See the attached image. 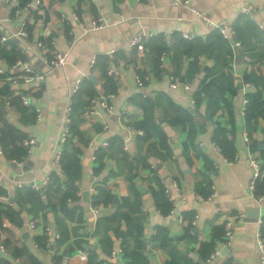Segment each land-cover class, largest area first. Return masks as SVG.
Masks as SVG:
<instances>
[{"label": "crops", "instance_id": "obj_1", "mask_svg": "<svg viewBox=\"0 0 264 264\" xmlns=\"http://www.w3.org/2000/svg\"><path fill=\"white\" fill-rule=\"evenodd\" d=\"M190 6L207 11L214 23L228 25L224 37L230 43L224 54L228 61L216 64L218 49L195 57L174 47L178 35L205 40L215 29L197 18ZM27 15V35L18 38L30 46L35 62L17 39L0 40L4 71L0 74V180L1 193L8 194L10 202L0 201V209L7 206V214L0 216V225L7 223L0 227L7 246L6 252L0 251V264H18L17 257L23 264H169L171 260L208 264V253L223 238L224 219L233 215L240 219L234 220L228 256L224 251L211 264H261L256 229L258 218L264 220V194L257 192L264 189L249 188L252 168L246 160L247 120L241 107L256 91L264 98V0H190L189 6L170 0H43L36 11L0 0V39L17 33ZM99 18L104 25L94 27ZM140 34L141 50L130 44ZM163 44L171 48L170 73L155 68ZM58 51H67L66 63L43 71L41 81L29 85L21 78H5L24 72V64L15 66L18 58L42 71V59ZM109 69L112 76L106 75ZM137 74L148 78L138 84ZM169 75L177 81L174 88ZM211 77L215 84L203 97L199 91ZM78 78H83L82 86L70 96L71 84ZM222 82L225 86L231 82V88L227 85L217 107L210 109L208 97ZM20 91L29 92L41 108L39 121L21 103ZM98 93L112 94L107 102L113 111L100 100L90 102ZM72 98L78 110L86 107L80 113L78 134L67 145L75 154L74 187L67 188L69 175L61 164L67 143H60L58 134ZM89 108L96 113L90 116ZM180 110L189 111L190 119L178 120ZM250 124V149L264 162V116L251 117ZM126 125L144 134L129 136ZM11 128L15 131L10 133ZM216 131L221 152L213 147ZM20 135L35 137L23 170L14 162ZM235 154L236 161L225 162V157ZM54 176L58 185H50ZM20 177L46 184V189L36 191L30 182L17 188L14 179ZM157 178L176 180L188 194L179 202L173 191L172 214L156 202ZM29 189L38 192L40 200L28 195ZM213 190L212 199L197 200L191 194L197 191L207 197ZM89 203L97 211H91ZM127 221H136L142 229V249L125 237ZM158 228L166 230L165 245L156 238ZM80 248L86 259L78 256ZM132 250L140 253L139 261L129 255Z\"/></svg>", "mask_w": 264, "mask_h": 264}, {"label": "built area", "instance_id": "obj_2", "mask_svg": "<svg viewBox=\"0 0 264 264\" xmlns=\"http://www.w3.org/2000/svg\"><path fill=\"white\" fill-rule=\"evenodd\" d=\"M6 1L13 6H18L21 9L30 10V11H36V10L40 9L43 5V0H28L23 5H19L17 0H6ZM170 2L172 4H175V5H188V6L190 5V0H170ZM190 8L192 9V11L194 12V14L197 18L202 19L205 23H207L209 25H213L216 29L219 30V32L224 37H227L226 30H227L228 25H224L222 23H220V24L214 23L210 19L207 11H204L201 9H196L192 6H190ZM28 20H29L28 15L25 16L24 18H22L19 22L20 24H19V29H18L17 33L10 34L7 36L3 35V36H1L0 40L5 41L6 39L11 38L12 36H14V37L16 36V38L26 36L27 35L26 26L28 24ZM103 25H104V22L101 18L97 19L96 21H93L94 27H101ZM149 36H153V35L150 34ZM183 36L186 39H192L193 38L192 35H187L186 33H184ZM130 44L132 46L137 47V49H139V50L143 49V47H144L143 35L140 34V35L133 37L132 40L130 41ZM235 44H237V43H235ZM41 45H42L41 42H38L37 46L40 47ZM25 49H30V46L25 44ZM169 51L170 50H164L161 52V54L159 56V62L157 64L158 69H160L162 71H166L167 73H170L169 72V62H168V55L170 54ZM66 58H67V51H58L54 55H52L50 57H46L45 59H42V61H43L44 65H46L48 67V69H52L56 66H60V65L65 64ZM94 60H95V58H93L91 62L93 63ZM20 64H24V72L22 74L8 75L5 78L10 80V81H16L17 79L21 78L26 83H28L29 85L33 81H41L43 79L45 72L33 68L30 65V63H28L27 60H24L22 58H18L15 61V66L20 65ZM0 74H4V71L1 68H0ZM107 74L111 75L112 69L107 70ZM169 76H170V86L173 88L176 87L177 81H175V77L172 75H169ZM147 78L148 77L146 75L143 77V76H140L137 74L135 76V81L138 84H142L143 79H147ZM82 83H83V78H78L75 81H73V83L71 84V87H70V96H72L73 94H75L76 92H78L80 90ZM204 94H205L204 92H201V95H204ZM111 95L112 94L98 93L96 96L90 98V102L100 100L101 105L104 108H106L108 111L111 112V111H113V109H112L113 107H112V105H110L107 102L108 98ZM18 96H19V99L21 100V103L23 104V106L32 112L34 120L39 121L40 116H41V108L34 103L33 98L31 97V94L29 92L20 91L18 93ZM248 102H249L248 98H245L243 101L242 107H241V114L244 118H245L246 113H247ZM9 103H10V99L7 98L6 104H9ZM70 111H71V102L68 103V106L66 107V113L61 118V125L59 128V134H58V141L60 143H66V141L69 139V137L71 135ZM87 113L90 116H92L96 113V111L89 108ZM125 127L127 129L129 136H133L136 134H144L141 129H134L131 127V125H126ZM243 138H244V141L246 142L247 147H248L246 160L252 168V175H251V179H250V183H249V188L253 192L257 182H261V181L264 182V162H262L259 158L254 156V154L252 153L250 146H249L250 136L248 134L247 129H244V131H243ZM20 144L23 148L26 149L27 155H24V156L20 157L19 159H15L14 162L16 163L19 170H23L25 159L28 156V154L30 153L31 147L35 144V137L30 136V135L26 136L25 138H23L21 140ZM89 145L91 147H93L94 150L97 149V145L93 141H91L89 143ZM213 147L216 151L221 152V147L219 146V144L215 140L213 141ZM58 157H59V154H58ZM237 158H238V156L235 154L231 158L225 157L224 160L226 163L230 164V163L236 161ZM215 166L217 167L218 165L215 163ZM19 175H21V174H19ZM14 181L16 182L17 188H22V187H24V185L26 183L30 182V184H29L30 187L36 191H43L46 189V187H45L46 184L45 185H37L34 180L28 181L27 179L24 180L22 177H20L19 179H14ZM48 182H49V180H48ZM162 182L164 184V195L167 198V200L169 202H171V204H172L170 211H169V213L172 214L173 206L175 205V201L173 199V191L176 192L177 200L179 202H184L187 199L188 194L183 192L180 189L178 183L174 179L169 181V182L162 180ZM1 188H2V182L0 180V189ZM191 194L197 200H204V199H212L215 196V191L213 190V192L207 197H204L203 195H201L197 191H192ZM261 199H262L261 196L256 198L257 201H261ZM0 201H3L6 205L9 204L10 203L9 202V195L6 193H0ZM88 208L91 211H97V208L93 203H89ZM179 219L182 220L181 215H179ZM235 219H240V217L237 215H233V216H227L224 219V222H223V238H222L221 242L219 243V245H217L216 247H214L211 250V252L207 256V258L205 259L206 263H208V264L213 263V261H215L218 257H220L222 252H224V251H227V254L225 256H228V251H229L231 244H232L233 225H234ZM195 222H196V215H194L193 219L191 220V223L193 225L195 224ZM261 224H262V220L260 218H258V227L256 229V244H257V248L260 252V263L264 264V237L261 234V229H260ZM6 225H7V223L4 220V221H2L0 227L4 228ZM30 225H31V227H33L34 221H30ZM0 251L1 252L7 251V246H6L5 241H3L2 233H0ZM77 254L80 257V259H86L87 258V253L84 249H81V248L77 249ZM110 254L115 256V255H117V251L111 250ZM16 261L18 264H23L20 257H17Z\"/></svg>", "mask_w": 264, "mask_h": 264}, {"label": "trees", "instance_id": "obj_3", "mask_svg": "<svg viewBox=\"0 0 264 264\" xmlns=\"http://www.w3.org/2000/svg\"><path fill=\"white\" fill-rule=\"evenodd\" d=\"M26 1H28V0H23V1L20 0V3L23 4ZM161 41L163 42L162 38H161ZM229 44H228L227 39H225L224 36L219 32V30L215 28L214 31H212L206 37L205 40L201 39L200 37H193L192 39H186V38L178 35L175 38L174 47L178 48V50L181 52V54H186L188 56H195V57H197L198 55H200L202 53L210 55V54H212L214 52L215 49H218V51L216 53V56H217L216 64L220 65L223 61H228L227 58L224 56V54H225V52H228ZM164 50H171V48L168 47V44L167 45L163 44L162 46H160L158 48L157 53H156L157 57H156V63H155L156 71L158 70V65L157 64L159 62V56H160L161 52L164 51ZM169 52L171 53V51H169ZM191 69H192V71H194L193 67H191ZM210 73H211L210 75L213 76L214 71L210 72ZM106 75L107 76H112V75H109L107 73H106ZM213 78L214 77H211L207 83H203V86H202V88L199 91L200 94H201V92H204V93H205V91L208 92L211 89L212 85L215 84V81H214L215 79H213ZM87 80H89V79H87ZM226 84L228 85V86L227 85L226 86L230 89L231 88V82L229 84L227 82ZM226 86L224 85L223 82L220 83V85L218 87H216V89L211 94V96L208 97V99H209V105L208 106H209L210 109H211L212 106L213 107H217L216 101L218 99V96L224 97L223 96V94H224L223 90H224V88H226ZM75 94H73L72 96H74ZM205 94L202 95V96L204 97ZM93 96H94V94H93ZM248 100H249V102H248V105H247V113H246V116H245V118L247 120V123H246L247 131L250 129V125H251L250 124V119H251V117H254V119H256L258 116H264V98H262L261 92L260 91H256L253 94H249V99ZM71 101H72L71 102V111H70L71 135H70L69 139L66 141L67 144H66V147H65V149L63 151L62 158H61V164H62L64 170L69 175V179H68V181L66 183L67 184V188L74 187L73 179H72V176H71V172L75 168V162H74L75 158H73V156L75 155L74 151H70L69 150L70 148H68L67 145L69 143L70 144L72 143V138L71 137H73V136L78 134L77 125H78V122H79V120L81 118V114L80 113L83 112L85 107H86V105H82L79 108V110H78L77 107L73 103V98H72ZM175 110H177V109H175ZM190 114L191 113L189 111L186 112L185 110H180L179 114H177L176 117H178V120H180V119L189 120L190 119L189 118ZM178 120H174V121H178ZM14 131H15V129H13V128L10 129V133L14 132ZM218 134H219V132H217V131L214 133V137L216 138L214 140L219 145H221V140L218 138ZM248 134H249V131H248ZM23 138H25L23 135L19 136L20 142H21V140ZM20 147H21L20 150H18V152L16 154V159H19L20 157H22L24 155H27L26 149L23 148L21 146V144H20ZM231 157H233V156H231ZM231 157H229V158H231ZM50 181H51L50 185H52L53 183H55L56 185L59 184V182L57 180V176H54L53 181H52V179H50ZM156 184L158 186V190L155 193L156 202L162 208V210L168 211L171 208L172 204H171V202H169L167 200V198L164 195V184L162 182V179L161 178H157L156 179ZM260 186L264 189V182H262V181L261 182H257L254 191H256L257 187H260ZM1 191L2 190L0 189V193H1ZM27 193H28V195L35 197V199L40 200V195H39L38 192L29 189L27 191ZM257 193L264 194V191L257 192ZM100 194L105 195L106 191L104 189H101L100 190ZM46 195L49 196V194H46ZM93 203L94 204L96 203L95 200L93 201ZM3 205H4V203H3ZM6 209H7L6 205H5V208L0 209V216L2 215V213L3 214H7ZM127 223H128V229H127V235L125 237H127L128 239H130V238L134 239L136 247H138L139 249H142L143 242L140 240V237H139L141 232H142V229H140L139 224L136 221H132V222L131 221L130 222L127 221ZM260 229H261V234L264 237V220H262V224L260 225ZM156 238L159 239V241H160V243L162 245H165L166 241L168 240L167 236H166V230L164 228H158V231H157V234H156ZM124 249L126 251L128 250L127 247H124ZM211 250H210V252H211ZM209 253H208V255H209ZM129 255L135 257V259L137 261H139L141 259L140 253L137 250L136 251L132 250ZM169 264H177V263H175L173 260H171V261H169Z\"/></svg>", "mask_w": 264, "mask_h": 264}, {"label": "water", "instance_id": "obj_4", "mask_svg": "<svg viewBox=\"0 0 264 264\" xmlns=\"http://www.w3.org/2000/svg\"><path fill=\"white\" fill-rule=\"evenodd\" d=\"M8 34H10V33H8ZM11 38H12V39H17L18 44H19L22 48L25 49V44H24V43H20V41H19L18 38L14 37V36H12ZM25 50H26V52L28 53V55L31 56V62H35L36 59H37V57H36L35 55H33L32 50H30V49H25ZM46 69H48V67H47L46 65H44L42 71H45Z\"/></svg>", "mask_w": 264, "mask_h": 264}]
</instances>
